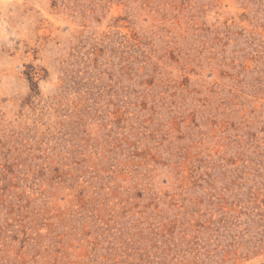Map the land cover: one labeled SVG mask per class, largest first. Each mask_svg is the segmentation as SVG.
<instances>
[{"label":"rangeland","instance_id":"obj_1","mask_svg":"<svg viewBox=\"0 0 264 264\" xmlns=\"http://www.w3.org/2000/svg\"><path fill=\"white\" fill-rule=\"evenodd\" d=\"M0 264H264V0H0Z\"/></svg>","mask_w":264,"mask_h":264}]
</instances>
